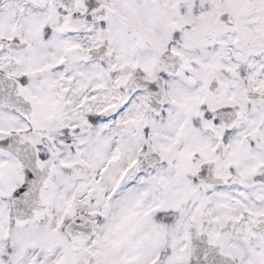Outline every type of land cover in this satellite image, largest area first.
I'll return each mask as SVG.
<instances>
[{
    "label": "snow or ice",
    "instance_id": "1",
    "mask_svg": "<svg viewBox=\"0 0 264 264\" xmlns=\"http://www.w3.org/2000/svg\"><path fill=\"white\" fill-rule=\"evenodd\" d=\"M0 264H264V0H0Z\"/></svg>",
    "mask_w": 264,
    "mask_h": 264
}]
</instances>
